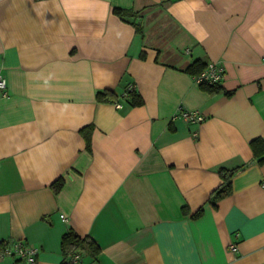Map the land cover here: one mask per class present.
I'll return each mask as SVG.
<instances>
[{"label": "crops", "instance_id": "0c3cea01", "mask_svg": "<svg viewBox=\"0 0 264 264\" xmlns=\"http://www.w3.org/2000/svg\"><path fill=\"white\" fill-rule=\"evenodd\" d=\"M194 61L223 66L221 91ZM0 76V241L34 264H60L69 229L100 248L83 264H264V0H0ZM221 165L240 167L214 207Z\"/></svg>", "mask_w": 264, "mask_h": 264}, {"label": "trees", "instance_id": "16d2710c", "mask_svg": "<svg viewBox=\"0 0 264 264\" xmlns=\"http://www.w3.org/2000/svg\"><path fill=\"white\" fill-rule=\"evenodd\" d=\"M113 12L117 14L121 19L132 23L136 30L140 29L139 24L136 23V18L138 16L137 11H133L132 9L113 7ZM204 66L205 65L203 63L194 61L186 68V70L194 75L198 73ZM200 86L212 93L222 90L219 84H200ZM225 93L230 95L231 91H225ZM121 95L122 97H128L130 103H132L133 105H140L143 103L142 96L134 89L126 90L124 94L122 93ZM95 97L98 101H117L118 94L110 88H103L96 91ZM82 131H84V135L86 136L87 142L89 143V136L87 135L85 130L82 129ZM249 144L255 161L258 163H264V137L257 136L255 138H252ZM238 167L240 166L227 167L221 165L217 168V172L220 175L222 181L209 194L208 201L212 206H217V202L220 199L232 192V177L235 171L239 169ZM62 183L63 180L60 178L52 183L55 191H58L60 189ZM201 212L202 208L200 207L194 213H192V215L196 217L200 215ZM60 246L61 252L65 257L60 262V264H73L70 259V255L73 253L95 256L100 250L97 243L90 236H80L72 229H69L62 235Z\"/></svg>", "mask_w": 264, "mask_h": 264}, {"label": "built area", "instance_id": "2783aa9c", "mask_svg": "<svg viewBox=\"0 0 264 264\" xmlns=\"http://www.w3.org/2000/svg\"><path fill=\"white\" fill-rule=\"evenodd\" d=\"M197 84H219L224 77V68L216 62H209L196 74L193 75ZM6 80L0 76V90L5 94ZM124 94V92H123ZM116 107H121L122 103L115 102ZM173 118H181L186 122L199 123L204 119V115L197 109H186L182 105L177 106ZM63 219H66L64 214H61ZM234 248L233 245H231ZM38 249L36 246L25 242L22 239L1 240L0 241V261L5 258H12L18 264H34L36 261ZM80 253L70 255L73 264H83Z\"/></svg>", "mask_w": 264, "mask_h": 264}]
</instances>
